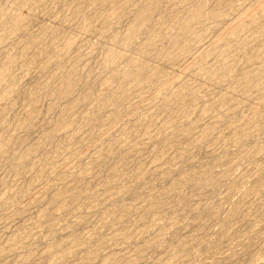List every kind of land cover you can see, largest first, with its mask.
<instances>
[{
    "label": "rangeland",
    "instance_id": "374dc122",
    "mask_svg": "<svg viewBox=\"0 0 264 264\" xmlns=\"http://www.w3.org/2000/svg\"><path fill=\"white\" fill-rule=\"evenodd\" d=\"M19 1L0 0V264H264V0H227L181 53L202 0Z\"/></svg>",
    "mask_w": 264,
    "mask_h": 264
},
{
    "label": "bare ground",
    "instance_id": "6f19581e",
    "mask_svg": "<svg viewBox=\"0 0 264 264\" xmlns=\"http://www.w3.org/2000/svg\"><path fill=\"white\" fill-rule=\"evenodd\" d=\"M78 1V0H77ZM92 2H91V4H94V3H98V2H100V4H102L101 2H103L104 0H91ZM154 1V0H153ZM176 1V0H175ZM188 1H190V0H177V2L176 3H181V5H183L184 3H186V2H188ZM195 1V0H194ZM200 0H198V2H199ZM213 2V0H202V1H200L197 5H196V3L194 2V4L196 5L191 11H189L186 15H185V19L183 18L182 20H181V22H179L178 23V31H177V33H176V35L174 36V37H171V38H173V40H171L172 42H171V44L172 45H176V44H180L179 46H180V48H179V50H178V53H181L183 50H184V46H185V36H186V34L194 27V26H196V25H198V24H200L201 22H203L205 19H207V18H221L222 17V15H223V12L224 11H226L227 9H230L231 8V6H230V4L227 2V0H214V2L218 5V7L220 8V10L218 9V11H216V12H214L213 11V13H210L209 11H207V9H208V6H209V4H210V2ZM240 1H242V0H240ZM246 1V0H245ZM33 1L32 0H20L19 2H17V4H18V6L19 7H22V6H29L30 5V3H32ZM60 2V1H59ZM235 2V1H234ZM237 3H238V1H236ZM119 3H120V1H119ZM158 3V2H157ZM192 3V2H191ZM232 3V2H231ZM11 4V3H10ZM148 4H150V3H148ZM154 4H156V2L154 3ZM193 4V3H192ZM261 4V3H260ZM32 5V4H31ZM169 5V4H168ZM16 6V5H15ZM192 6V5H191ZM214 6V5H213ZM233 6V5H232ZM259 6V5H258ZM179 7V6H178ZM182 7V6H181ZM260 7V6H259ZM15 8V7H14ZM174 8V7H173ZM184 8H185V6H184ZM80 9H81V4H78L77 6H76V9H75V13L76 14H78L79 12H80ZM150 5L148 6V9H146V10H142V11H140L139 12V14H138V22L136 23V24H134V26L130 29V31L124 36V38H123V41L124 42H128L129 40H131L136 34H138V32H141V30L143 29V27H144V23L146 22V21H148V19H149V13H150ZM217 9V8H216ZM1 10V9H0ZM116 10H117V8H116ZM113 12V11H112ZM114 12H115V10H114ZM126 12V11H125ZM212 12V11H211ZM5 13H6V11H5ZM253 13V12H252ZM3 15H6V14H3ZM14 15V14H13ZM137 15V14H136ZM151 15V14H150ZM253 15V14H252ZM3 17V16H2ZM8 17V16H7ZM6 17V18H7ZM151 17V16H150ZM168 19V18H167ZM163 20V19H162ZM248 20V19H247ZM4 21V20H3ZM23 22H24V20L21 18V17H15L13 20H12V26H11V31L14 33V32H20L19 30L22 28V26H23ZM150 23V22H149ZM148 24V23H147ZM236 24H238V23H236ZM250 25V24H249ZM146 27V26H145ZM164 27V26H163ZM169 27V26H168ZM10 28V27H9ZM160 29V28H159ZM201 29V28H200ZM7 30L8 29H6V32H7ZM158 30V29H157ZM40 31V30H39ZM44 32V34L46 33V35L50 32L49 30L47 31L46 29H44V30H41V32ZM158 32V31H157ZM28 33V32H27ZM141 33H143V32H141ZM194 33V32H193ZM202 33V32H201ZM231 33V32H230ZM147 34V33H146ZM260 34V33H259ZM143 35V34H142ZM3 36V35H2ZM119 36V35H118ZM141 36V35H140ZM264 36V35H263ZM189 37H190V34H189ZM193 37V36H192ZM196 37V36H195ZM194 37V38H195ZM140 38V37H139ZM146 38V37H145ZM202 38V37H201ZM222 38V37H221ZM264 38V37H263ZM141 39V38H140ZM262 39V38H261ZM139 40V39H138ZM145 40V39H144ZM149 40V39H148ZM192 40V39H191ZM223 40V39H222ZM37 41V40H36ZM120 41V40H119ZM147 42V41H146ZM189 42V41H188ZM138 43V42H137ZM144 43V42H143ZM33 44V43H32ZM74 44V43H73ZM193 44V43H192ZM149 45V44H148ZM187 45V44H186ZM170 46V45H169ZM263 47V46H262ZM185 48H186V46H185ZM173 49V47H171L170 46V50L171 51H173L172 50ZM25 50V49H24ZM145 51V50H144ZM170 51V52H171ZM224 51V50H223ZM23 52H25V51H23ZM143 52V51H142ZM169 51H168V53H170ZM174 52H175V48H174ZM22 53V52H21ZM154 53V52H153ZM167 55H169V54H166L165 55V57L167 58ZM142 56V55H141ZM225 56V55H224ZM231 56V55H230ZM259 56H260V52L259 53H256V54H253L252 56H251V59L252 60H258V58H259ZM22 57H24V56H22ZM108 61L110 62V64H114V63H116L117 61V63H119L120 61L119 60H122V56L121 55H119V54H117V53H111V54H109L108 56ZM106 58V57H105ZM168 58H169V56H168ZM171 58V57H170ZM251 60V61H252ZM12 64H14V58H10L9 59V65H12ZM258 64H260V63H258ZM260 66H263V65H260ZM259 66V67H260ZM263 68V67H262ZM9 69V68H8ZM236 69V68H235ZM242 71V70H241ZM246 71H248V70H246ZM78 72V71H77ZM239 72H240V70H239ZM253 72V71H252ZM7 73V72H6ZM5 73V74H6ZM157 73V72H156ZM156 73H155V75H156ZM75 74V73H74ZM77 75V74H76ZM119 75V77L121 78V80L123 81H131V83H133V84H140L141 82H143L144 81V76H143V71H142V68L141 67H138L137 65H134V64H130V65H127L126 67H125V69L123 70V72L122 73H120V74H118ZM154 75V76H155ZM245 75V74H244ZM257 75V74H256ZM153 76V77H154ZM3 77H4V79L7 77V75H3ZM72 78H73V76H71ZM114 77V76H113ZM148 78V77H147ZM247 78L249 79V78H251V75H249V76H247ZM264 78V77H263ZM64 79V78H63ZM62 79V80H63ZM70 79V78H69ZM69 79H64L63 81V84H62V86H61V88H60V90H59V94H60V96L62 97V95H66L67 96V94H70V93H72V91L76 88V83L74 84L72 81H70ZM155 79V78H154ZM257 79V78H256ZM108 80V79H107ZM111 80V79H110ZM113 80V79H112ZM264 80V79H263ZM2 81V80H1ZM0 81V82H1ZM74 81V80H73ZM150 81H152L151 79H150ZM149 81V82H150ZM244 82V81H243ZM107 83V82H106ZM109 83V82H108ZM148 83V82H147ZM117 84V83H116ZM259 84V83H258ZM2 86V85H1ZM60 86V85H59ZM110 86V85H109ZM109 86H105V89L106 90H108L109 89ZM53 88V87H52ZM41 89V88H40ZM117 89V88H116ZM12 90V89H11ZM113 90V89H112ZM51 91V90H50ZM103 91H105V90H102V92ZM106 92V91H105ZM126 93V92H125ZM124 93V94H125ZM102 94V93H101ZM181 94V93H180ZM106 95V94H105ZM184 95V94H183ZM65 96V97H66ZM102 96V95H101ZM100 96V97H101ZM84 97V96H83ZM83 97L82 98H80V99H77V101H75L74 103H72V105H70V107H72V109H74L78 104H79V102L80 103H82V101L85 99H83ZM124 97H125V95H124ZM182 97V96H181ZM188 97V96H187ZM186 98V97H185ZM184 99V98H183ZM183 99H181V100H183ZM124 100V99H123ZM170 100V99H169ZM184 101V100H183ZM73 102V101H72ZM181 102V101H180ZM104 103V102H103ZM35 107V106H34ZM67 109H69V108H67ZM76 109V108H75ZM100 110V109H99ZM71 111V110H70ZM31 112V111H30ZM68 112H69V110H68ZM97 112H98V110H97ZM30 114V113H29ZM32 114V113H31ZM27 116V115H26ZM37 116V115H36ZM96 116H98V115H96ZM260 116V115H259ZM88 118V117H87ZM90 118V117H89ZM98 119V118H97ZM96 119V120H97ZM94 122V121H93ZM64 125V124H63ZM66 126V125H65ZM241 127V126H240ZM64 128V127H63ZM62 130V129H61ZM11 133V132H10ZM252 134L250 133V132H247L246 134H245V138H248V137H250ZM235 136V135H234ZM242 136V135H241ZM9 142L10 141H8V142H6L5 143V145L8 143L9 144ZM16 142V141H15ZM5 147V146H4ZM4 150H5V148H4ZM33 153V152H32ZM27 157V156H26ZM25 158V157H24ZM25 159H27V158H25ZM28 160V159H27ZM20 163V162H19ZM15 170V169H14ZM260 171H264V162L262 163V166L260 167ZM259 178H260V175H259ZM231 182V181H230ZM211 183H208V184H206V185H204V187H207V186H209ZM77 188V187H76ZM239 188H240V183L239 182H236L235 184H234V186L233 187H231L229 190H230V192H237V191H239ZM242 188H244V187H242ZM59 195V194H58ZM62 195V194H61ZM241 196V195H240ZM241 198V197H240ZM234 207V206H233ZM223 212V211H222ZM239 212H241V207H240V203H237V206L236 207H234V208H232V210H231V214H230V216H234V215H238L239 214ZM223 216V215H222ZM219 220V219H218ZM226 221V220H225ZM223 222V221H222ZM225 223V222H224ZM228 223H229V220H228ZM219 225H221V224H219ZM222 226V225H221ZM226 226V225H225ZM227 227V226H226ZM226 227H221L220 228V231H219V229H218V231H219V239H221L222 237L224 238L225 237V228ZM219 228V227H218ZM247 238V237H246ZM236 239H237V236H236ZM232 240H233V238H232ZM237 241V240H236ZM215 243H216V241H215ZM248 243V242H247ZM212 245V244H211ZM214 248V247H213ZM57 252V251H56ZM208 264V263H207Z\"/></svg>",
    "mask_w": 264,
    "mask_h": 264
}]
</instances>
